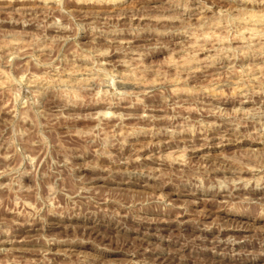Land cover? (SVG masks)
I'll return each instance as SVG.
<instances>
[{
  "label": "rangeland",
  "instance_id": "1",
  "mask_svg": "<svg viewBox=\"0 0 264 264\" xmlns=\"http://www.w3.org/2000/svg\"><path fill=\"white\" fill-rule=\"evenodd\" d=\"M0 264H264V0H0Z\"/></svg>",
  "mask_w": 264,
  "mask_h": 264
}]
</instances>
